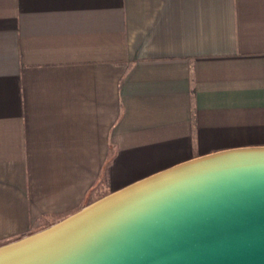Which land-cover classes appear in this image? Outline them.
I'll return each mask as SVG.
<instances>
[{"label":"crops","instance_id":"obj_1","mask_svg":"<svg viewBox=\"0 0 264 264\" xmlns=\"http://www.w3.org/2000/svg\"><path fill=\"white\" fill-rule=\"evenodd\" d=\"M259 147L264 0H0V246Z\"/></svg>","mask_w":264,"mask_h":264},{"label":"water","instance_id":"obj_2","mask_svg":"<svg viewBox=\"0 0 264 264\" xmlns=\"http://www.w3.org/2000/svg\"><path fill=\"white\" fill-rule=\"evenodd\" d=\"M0 264H264V147L143 178L1 245Z\"/></svg>","mask_w":264,"mask_h":264}]
</instances>
